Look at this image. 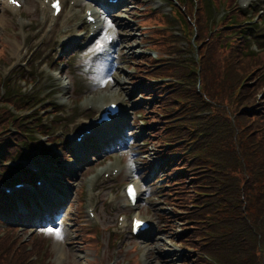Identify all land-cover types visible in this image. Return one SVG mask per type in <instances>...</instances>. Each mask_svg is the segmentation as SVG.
<instances>
[{"label": "rangeland", "instance_id": "1", "mask_svg": "<svg viewBox=\"0 0 264 264\" xmlns=\"http://www.w3.org/2000/svg\"><path fill=\"white\" fill-rule=\"evenodd\" d=\"M15 1L20 5L15 11L8 7L7 1H0V92L2 87L9 92L7 86L10 83L14 90H18L19 86L24 85L20 80L28 84L38 74L37 87L46 99L43 103H49L53 110H65L64 114L60 115L61 120L53 123L50 128L59 138L60 144H64L63 137L80 131L83 122L93 116L94 111L85 109V102L93 98L97 102L99 100L108 102L110 99L119 102L122 108L130 113L132 127L129 126V131L134 140L123 153L130 157L127 158L130 159L129 162L133 163L135 160L137 183L150 186L147 188L145 200L140 199L136 210L130 211L125 206L121 192L123 184L128 181L129 172L121 169L120 158L115 157L114 153L82 165L66 163L70 157L59 164L49 158L22 162L27 169L41 166L49 178L63 170L70 179L67 182L56 181V176L53 179V183L66 194L64 197L66 203L59 216L54 218L50 226L37 229L35 232L33 229L25 230L18 227L19 239H16L20 243L18 246L28 244V241L36 236L42 240L47 250L48 264H203L202 261L206 264H223L218 258L197 248L200 244L203 248H209L215 241L224 238V233L215 222L212 223V230L213 228L217 230L213 232L210 230L211 226L204 227L195 222H212L218 218L207 209L210 203L203 196L205 193L201 192V195L190 186L187 191L185 188L182 189V184L179 183L174 188H180L173 190L171 196L161 198L158 188L150 185L154 183V175L151 179L146 178L149 175H144L147 170L144 169L146 163L155 157L139 153L143 150L141 147H144L139 142L142 138L141 131L144 129L140 122L139 108H147V102L138 96L134 103L135 87L137 88L138 84H132L137 80L132 74V68L137 60L135 63L130 61V56L139 59L138 55L147 52L142 50L146 39L150 49L162 57L160 61L148 62L146 70L152 69L150 73L158 71L173 77L172 80L162 82L161 87H164V83L169 85L161 91L164 101L160 105V110L153 111L159 118V128H167L164 133H170L162 134V139L169 141L167 138H171L173 133L181 135L179 127L181 123L201 132L222 118L214 129L202 133L209 139L208 143L217 146L229 159L239 154L248 164L255 158H260L264 162V24H262L264 19L262 21L261 17L256 18L250 13L256 11L255 7L251 11L250 8L243 9L251 0H213L212 4L208 3L206 6L202 0H198L199 2L180 0L185 2L187 9L185 16L180 14L182 20L175 14V10L173 12L175 20L171 17L169 0H128L124 11L114 12L107 19L117 30V40L120 44L114 49L104 51L99 58L97 45L101 42L100 35L92 42L74 39L75 30L82 28V33L86 31L81 19L82 7L86 1L76 2L70 12L60 16L52 28L45 26V15L39 9V0ZM143 1H148L145 8L151 7L158 13V16L151 19L147 25L150 30L140 27L147 20L145 16L132 18L135 6L143 9L139 4ZM240 9L248 12H240ZM118 17L125 19L117 20ZM189 19L193 20V24L185 23ZM245 21L250 23L247 26L252 29V35L248 38L237 34V30ZM254 23L256 24L253 25ZM144 31L148 32L143 33ZM192 37L196 39L199 62L188 60L187 52L182 50L187 47H191V51L195 49L191 44ZM87 45L90 49L77 58L78 53ZM113 50L117 51V58L113 67L105 74V79L111 80V86L100 91L95 86H86L78 73H82L85 79L100 80L108 56ZM89 54L91 56L87 58ZM150 54L155 55L152 52ZM68 57L72 59L65 65L56 64ZM191 57L197 59L196 50L191 53ZM92 63L95 67L94 74L89 73ZM139 65L137 70L140 68ZM239 68L243 70L238 74L236 70ZM50 69L56 73L60 70L61 74L71 81L70 86L65 88L67 93L61 97L60 93L64 89L60 86L61 80L51 77ZM190 69L193 74H188ZM210 72L213 73L212 77L208 76ZM30 73L33 76L30 77ZM80 81L84 87L82 95L75 91ZM195 89H199V92ZM109 93L111 97L105 96ZM63 98L66 99L68 110L66 105L60 103ZM1 101L6 103L8 100L0 99ZM216 103L221 109L216 110ZM30 108L20 114L31 115ZM5 110L12 115L11 110L0 106V119L6 118ZM76 117L80 118L75 119ZM51 119L52 116H49L44 120L48 124ZM228 119L232 121L230 125L227 124ZM12 122L7 121L6 126ZM156 138L155 136L154 141ZM152 142H148L150 148ZM173 146L171 149L181 153L182 161L178 164V167L182 168L181 171L186 169L191 178L199 177V174H193L201 171L198 169L199 166L194 164L197 159L195 155L198 154L200 158L205 156L206 147L195 148L191 143L187 149L179 147L176 143H173ZM51 155L52 158L58 159V152L52 151ZM107 166L119 167L122 170L117 180H113L111 175L105 180L101 177ZM187 182L189 183V180ZM89 186L92 187V191L87 190ZM111 195L115 200L108 202ZM182 195L186 197L192 195V200L185 204L186 207L174 205L177 200H184ZM167 200L171 202L170 206L165 203ZM234 205L226 198L221 202L215 201L213 206L216 209H231ZM92 206L96 208V221L87 215L88 207ZM132 212H137L139 216L157 223L158 233L152 239H144L148 235L146 234L139 239L131 240L126 233H119L116 230L117 215L121 213L130 215ZM174 213L176 217L172 219L173 222L167 224L164 217H174ZM4 223L7 224L5 221ZM161 225L166 227L163 228ZM97 227L98 230H94ZM49 229L53 232L59 231L61 238L57 239L55 235L49 234ZM160 229H164L165 233L160 232ZM117 232L118 236L114 237ZM183 232L193 233V236L197 237L194 238V245L190 242L191 238L190 241L189 238H182V241L175 242L181 233L184 235ZM150 233H153V229ZM243 245L245 256L249 255L258 262L264 260V241L259 244L255 239L247 238ZM185 254L196 256L198 260L185 261ZM32 258H36V255L33 254Z\"/></svg>", "mask_w": 264, "mask_h": 264}, {"label": "trees", "instance_id": "2", "mask_svg": "<svg viewBox=\"0 0 264 264\" xmlns=\"http://www.w3.org/2000/svg\"><path fill=\"white\" fill-rule=\"evenodd\" d=\"M142 58L145 61L151 62L150 57L143 56ZM139 67L137 73L143 74V68L140 65ZM242 70V68H239L236 72L239 74ZM155 73L159 72L156 71ZM207 74L208 72L205 74L206 79ZM208 76L212 77L213 73L210 72ZM212 85L215 86L214 84ZM141 92L146 95L148 93V88L141 89ZM9 101L13 104L14 109L18 110L21 109V106L31 102L21 93H17L16 96L9 94ZM163 101L153 102L146 115L149 116L148 123H152L151 132L154 135L159 133V126L156 124L159 118L152 111L160 110V105ZM218 109H221V107L217 104L216 110ZM4 112L7 113L6 110ZM221 119L222 118L216 123H212L201 132L184 123L179 125L181 128V135H179L180 139L186 142L185 144L179 145V147L187 148L191 143L194 144L195 148L206 147L207 154L202 158L197 154V159L194 164H197L199 166L198 169H201V171L199 170L193 174H199V177L189 178L190 181L188 183L187 176L189 172L183 169V171L177 174V180L182 184V189L185 188L188 191V186H190L195 188L200 194L201 192L210 194L209 196L203 194L210 203L207 209L210 214L218 218L212 222H195L202 224L204 227L211 226L210 230L212 232L213 230H217V228H213L212 230V223L215 222L217 227L224 233V238H219L220 240L215 241L209 248H203L202 244L197 245V248L198 250L202 249L211 256L218 258L223 264H264V260L258 262L249 255L245 256V247L243 245V241L247 238L255 239L259 244L264 241V162L261 161L260 158H255L248 164L239 154H236L237 157L229 159L217 146L208 143L209 139L202 133L214 129ZM0 120V132H2L0 134V160L5 161L11 158V155L21 156L20 151H25L23 157L27 156L28 158L41 154V141L24 137L21 134L24 127L22 126L23 124L19 123L18 119L14 120L13 116L7 113L6 118ZM8 120H14L11 126L14 127V130H16L15 132H11V129L7 128L6 122ZM231 122V119H228L227 124L230 125ZM3 127L5 128L1 130ZM165 134L168 135L170 133H164V135ZM4 171V168H0V175ZM26 176L29 177V174ZM5 181H9V179ZM202 185H205V187H202ZM226 198L235 204L233 208L216 209L215 206H213L215 201L221 202ZM183 199V201L177 200V203H172L176 206L186 207L185 204L192 200V195H188L187 197L183 196ZM167 202L170 201L167 200ZM6 210H8V202L0 198V225L3 224L1 217L7 213ZM173 215L174 217H164L167 224L173 222L172 219L176 217L175 213ZM17 233V228L15 227L9 225L0 227V264L49 263L47 261V250L42 240H39L37 237H32L28 241V244L18 246L20 243L16 241V239H19ZM183 234L186 237L181 233L176 241L180 242L182 238H189L190 241L191 238L190 242L194 245V238L197 239V237L193 236V233L183 232ZM251 248L249 250H251ZM33 254L36 255L34 259L32 258ZM184 258L185 261L186 259L189 261L198 260V257H192L191 254H185ZM202 262L206 264L204 261Z\"/></svg>", "mask_w": 264, "mask_h": 264}, {"label": "snow or ice", "instance_id": "3", "mask_svg": "<svg viewBox=\"0 0 264 264\" xmlns=\"http://www.w3.org/2000/svg\"><path fill=\"white\" fill-rule=\"evenodd\" d=\"M53 8H55L57 11L59 10L58 2L53 3ZM129 195H130V196L133 195V190H132L131 188H129ZM48 231H49V234L55 235V237H56L57 239L61 238V237H60V233H59V231H55V232H53L51 229H49Z\"/></svg>", "mask_w": 264, "mask_h": 264}, {"label": "bare ground", "instance_id": "4", "mask_svg": "<svg viewBox=\"0 0 264 264\" xmlns=\"http://www.w3.org/2000/svg\"><path fill=\"white\" fill-rule=\"evenodd\" d=\"M43 9H44V7H43ZM90 11H91V13H92L95 17H97L98 14H97V11H96V10L90 8ZM52 18H53V17H52ZM95 24H97L96 26H98L99 23L97 22V23H95ZM117 84H119V82H118ZM62 92H63V93H67V90H62ZM90 100H94V98H93V99H90ZM90 100H89V101H90ZM112 102H114V101H112ZM88 104H90V103H88ZM99 104H100V103H99ZM103 104H105V103H101L99 106H101V105H103Z\"/></svg>", "mask_w": 264, "mask_h": 264}]
</instances>
